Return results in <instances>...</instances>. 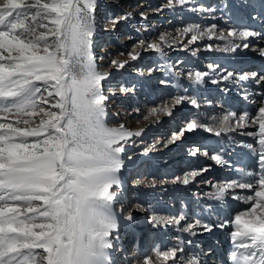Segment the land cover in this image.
<instances>
[{
    "label": "snow or ice",
    "instance_id": "snow-or-ice-1",
    "mask_svg": "<svg viewBox=\"0 0 264 264\" xmlns=\"http://www.w3.org/2000/svg\"><path fill=\"white\" fill-rule=\"evenodd\" d=\"M188 3L169 0L166 7ZM96 6V0H0V264H112L110 252L119 229L113 189L120 187L124 168L121 141L141 132L106 124L109 98L103 94L102 82L109 74L98 71L92 54ZM215 27L206 33L199 32L198 26L183 32L194 33L189 41L194 43L197 32L211 39ZM258 35L236 29L226 36L220 33L217 38L225 46L216 50L248 49L249 38ZM147 47L162 53L158 44ZM259 54L264 57V49ZM129 56L133 61L138 58L135 51ZM126 63L113 61L120 69ZM208 76V72L188 73L196 86ZM251 78L257 79L256 74ZM223 80L234 81L235 74L227 72ZM183 102L200 107L194 98L175 96L149 115L172 117ZM37 116L38 121L31 119ZM233 120L240 126L258 124V131L249 135L259 148L248 147L257 156L260 171L243 172L242 181L219 187L215 198L222 199L227 189L248 190L243 197L247 207L231 222L236 249L231 252V264H264V101L250 123L247 115L236 118L228 113L220 121L221 129ZM201 128L214 131L193 119L174 132L171 140ZM215 134L219 136L220 131ZM212 159L224 163L218 156ZM181 182L188 184L189 177ZM124 219L129 225L135 221L131 213ZM152 220L156 226L175 224L190 235L197 234V227L212 230L199 221L181 226L183 217ZM183 251L180 246L157 249V260L148 257L143 264H200L195 258L184 261Z\"/></svg>",
    "mask_w": 264,
    "mask_h": 264
},
{
    "label": "bare ground",
    "instance_id": "bare-ground-1",
    "mask_svg": "<svg viewBox=\"0 0 264 264\" xmlns=\"http://www.w3.org/2000/svg\"><path fill=\"white\" fill-rule=\"evenodd\" d=\"M165 1L167 2V0H159L158 2L160 6L159 8L163 7V5L166 3ZM241 1L244 2L245 0H205V1L189 0V3L186 6L181 7L177 5L172 8V13L182 9L183 11L180 12L183 13L184 15H181V13L179 12L180 16H178L177 18L179 17L184 18L185 16H187L186 19L180 20L179 18V20L176 21L177 19L175 20V18L172 15H167L169 21L167 22V24L165 23L163 24L162 31H166L167 33L168 32L167 30H169L170 28L173 27V25H175L176 30L172 32L171 36L174 39L176 38L175 40L177 41V43L173 44L172 46L174 48L172 52H163L164 54L160 53L163 56H167L168 53H171V58H173L172 60L173 65L169 63H166L167 65H164L166 66V71H164V73L170 74V80H168V82L169 81L170 82L167 83L168 84L167 90H169L168 94L171 99L174 98L175 96L194 98L198 101L200 107L197 109L194 106H192L190 103L183 102L182 104L176 106L174 116L172 117H168L163 113H160L164 121L161 122V124H158V127H156V125L150 127V130L152 131V133L158 132L160 128L164 126V122H166L165 120L167 118H170L168 120H171L173 118H179L180 116L179 114H182L183 116L186 115L188 118V121L183 123V126H185L191 120L196 119L199 123L205 125L206 128H212L214 129V131L209 132L206 131L205 128H201L198 130H194L191 133H186L184 135L186 136L185 140L188 141L195 140L197 142V147H200V145H202L201 147L204 149V152L207 153L206 154L207 160H204L203 158L193 159L192 157H190L191 159H189V157L185 156L186 155L185 153H177L176 155H172L177 151H179L178 148L180 146L173 148L172 147L173 143L172 144L167 143L169 142V140L166 141L167 138H165L166 141L164 142L165 144L164 143L161 144L160 146L161 148L157 150L162 151L164 150V148L165 149L168 148V152L165 154L161 153L160 155H157L158 157L156 156L154 157L153 155L155 151H153L152 153L151 150L155 146H157L158 143L164 141V139L163 138L161 139L158 136V140L157 139L155 141L152 140L151 142L150 135H148L145 140L147 143L146 147L147 148L150 147L149 150H146L145 152L144 151L138 152L137 149L135 151L132 150L129 152L128 161L122 158L124 163H128V162L131 163L132 161H136L139 162L140 163L139 166H141V164H143L144 161L141 162L140 160L143 158V155L146 154L151 158L147 160L146 158L147 156H146L145 160L149 164L151 163V161L153 163H151L150 165L152 166V168L151 167L150 169L144 168L143 170H139L135 172V173H140V177H139L140 182L137 184L138 186L137 185L134 186V189L132 188L129 190V192H131L130 193L131 195L125 198L126 199L125 210L121 211L119 209H114V211L117 214L118 223H120L119 228L122 231V234H125L128 237L125 244L124 241L126 237L120 239L119 251H117V253H119L118 254L119 256L121 255L123 256V254H125V259L131 257L128 260H122V258H120V261L118 260L116 264H143V261L148 257H151L153 260H157L155 256V250L159 249L165 251L176 246H180L184 249L183 251L184 261L190 260L191 256L194 255L196 256V258L203 257L206 259L207 262H213L215 255L214 249L216 247H224L226 243L233 242L231 232L234 231L235 225H233L231 222L233 221L234 217L237 215L239 211L247 207V205H245L243 202H239L240 199L239 200L237 199L236 201L235 197H240L242 199V197L247 196L249 192L246 189L242 190L239 188L227 189L222 199H216L215 194L217 193L218 188L221 186L234 183L237 181H242L244 179L242 175L243 171L259 173L260 170H259V165L257 163V156L253 155L252 150H249L248 147V145H252L253 148H257V149L259 148V145L256 143V139H254L252 135H249V133L257 132L259 126L258 124L252 126H240L237 124L236 120H233L230 126H225L222 130L220 126V121L228 113H234V114L237 113L235 114V116L236 118H238V116L241 115L240 114L241 108L240 106H238V101H240V104L245 102L252 107V114L250 116L247 115L249 117V123H250L251 118L255 117L258 114V109L261 106L262 101H264V81L257 82L258 79L250 80L249 85L247 86L248 90L243 95L244 100L243 101L239 100V97H241L239 95H241V93L238 92L236 89L237 86L236 74L234 81L223 80V76L226 75L227 72L235 73L233 70L234 68L227 66L225 63L228 61L230 56L226 52L216 50L217 48H223L225 46V41L217 38V36L220 33H223L226 36L227 32L230 31L229 29L231 27L235 28L237 31L249 30V27L246 26V24L248 21H250L252 23L251 24L252 30L250 31L260 33L261 35V36L258 35L249 38L248 41L249 45L250 43H252V46L249 47H251V50L255 51V53L251 54L250 48H248L245 51H243V49H238L239 51H237L236 56L252 57V59L249 60H252L251 62L258 67V70L261 71L257 77H264V57H261L259 54V50L264 49V26L262 27V29H257L254 27V23L256 24L254 16L259 15L260 13H264V11L263 12L258 11L260 8L264 7V0H249L250 8H247L248 13L239 11L241 9V4H240ZM193 9L196 10L194 11ZM249 13L251 14L250 19L242 18V17H247V14ZM258 20L259 18H257V21ZM179 24L182 25V28L180 29H178ZM232 24H236V25L233 26ZM213 25H215L216 27L213 30L215 34L212 36L211 39L207 34H205L204 36H199V32L206 33V30L211 28ZM194 26L199 27V32L196 33L198 35V39L194 43H189V41L191 40V36L194 33L192 32L184 33L183 30ZM228 39L232 40L233 38L228 37ZM185 41L187 42L184 44ZM185 48L186 50H184ZM162 59H163V63L166 62L167 60V59L164 60V58ZM223 59H227V61ZM234 59L237 60V58ZM203 62L205 64L202 65ZM209 65H213L215 67L209 69L207 67ZM196 71L208 72L209 74H211L212 79H205L206 83L204 82L202 85L196 86L188 78L189 72H196ZM213 80L218 81L220 87L223 88L222 91H227V93H230L231 96L226 97V95L224 93L222 94L220 90L210 91V89L207 88L209 87L207 86V84H211ZM131 81L134 84L138 83V80L135 78L132 79ZM119 90L122 91L121 89ZM169 96L166 97L168 98ZM153 98L154 96L148 97L149 100L146 99L147 104L155 105L157 101L161 99V97H156L154 98L153 101H150ZM208 102H212V106H210L211 103L208 104ZM160 106L159 104H156L155 108H158ZM228 106H231V109H228ZM151 110L152 109L140 112L142 119H144L141 122L142 125L147 126L150 123V121H152L151 118L156 119L154 115H149ZM135 114H139V113H135ZM122 120L123 118H121V121ZM131 123H132V119L127 117L125 119V124H124L126 126L125 127L126 130H129V124ZM166 124L164 127H166ZM216 131H220L219 136L215 134ZM189 137L191 139H188ZM134 140L135 138L121 141V146H123L124 143L135 144L133 143ZM184 142L182 143L184 144ZM193 147H195V145H193ZM169 155L172 156H170L171 158L168 157L167 158L168 162L166 161L165 163H168V165L169 164L170 165L163 169L161 168L159 169V167L156 166L157 159L159 157H164ZM213 156H218L224 163L217 164L216 161L212 159ZM237 158H240L242 160L241 166L238 165L237 163H233L234 160H236ZM172 159H174L175 162L178 161L179 159H182L183 165L180 167L177 166V169L172 170L171 166L173 168L175 167L174 165H172L173 162ZM169 160H171L172 162H170ZM178 164L179 163H177V165ZM198 165H200V167H198ZM201 165L203 170H206V172H203V174L199 173L200 174L199 178H202L209 173H213L211 177H215L218 166L227 165V167H223L221 169V175H220L221 183L212 182V184H210L209 186H207V184L206 186L203 184L205 186V189H201L199 187V184H197L196 182L188 183L185 186L183 185L180 186L179 185L181 184L179 183L180 181H178V184H175L176 179L180 180L181 178L180 176H182V172L184 169L186 170V168H188L189 169L188 174H189L194 169L202 170ZM246 165H248V167L244 168V166ZM237 169L239 171L242 170V172L238 173L239 179L237 181H233L231 179V175H227V174L230 172H234V170ZM130 173L125 174L121 178L125 179L128 176L134 175L133 173L131 174ZM169 178H175V179L171 180ZM247 179L252 180L253 178L249 177ZM161 187L162 189L164 188L162 190L163 193L160 189ZM120 189H121V185L118 188V191H120ZM175 189L177 191H175ZM193 189L195 190L196 193L200 191L199 194H205V196L200 195L198 196L197 199L188 196V201L186 202L187 211L183 210L182 208H179L181 205L178 208L175 207L174 199L175 198L181 199V195H183L182 193L179 194L180 190L181 192L183 193L185 192V194L188 195L189 191ZM113 190L115 191V186ZM117 194L118 193H116V197ZM206 194H210V195H206ZM131 199H133L134 201L128 202V200ZM169 204H171V206ZM195 205H197L196 208H194ZM227 209L231 212V215L227 220L221 219V216L219 214H216V212H219L220 210H227ZM129 213H131L135 217V222L133 223L136 222L140 223L141 228L135 229L134 227L131 228L129 227V229H127L128 223L122 225L121 223L122 218L126 217ZM139 213L141 214L140 216ZM140 217L143 218L140 219ZM153 217H156L157 219L165 218L169 221H173L175 219L183 217V220L181 221V226L188 224H195L197 221H199L200 224L203 225V222L209 221L210 223L218 226L221 229L218 232L214 231L215 232L214 235L206 234L204 238H200V236H192L187 232L180 231L179 230L180 226H176L175 224L173 225L172 223H169L166 226L161 225L159 229V226H156L153 223L152 220ZM220 225H224V227H220ZM195 231L196 233L202 235L203 233L207 232L204 231L202 227H197ZM155 232L156 234H158L159 237L155 241V243H153V238L151 240V237ZM239 239L240 238L238 237L237 241H239ZM150 240L153 243V252L149 253V251L146 250V247L149 248V245H151ZM181 241H183V243H181ZM209 241L213 242V244L211 243L208 245ZM113 243H116L115 239L113 240ZM200 247L203 248L202 249L203 253H200L199 250ZM127 248L128 250H126ZM143 248L145 251L142 250ZM125 250L127 252H125ZM111 253L112 250L110 252V255L113 256V254ZM111 260L114 261V259ZM157 264H160V261H157Z\"/></svg>",
    "mask_w": 264,
    "mask_h": 264
},
{
    "label": "rangeland",
    "instance_id": "rangeland-1",
    "mask_svg": "<svg viewBox=\"0 0 264 264\" xmlns=\"http://www.w3.org/2000/svg\"><path fill=\"white\" fill-rule=\"evenodd\" d=\"M158 2L159 0H96L97 6L93 14L94 15V35L92 37V40H93L92 54L95 59L98 71L101 73L109 74L108 79L102 82L103 94L105 96H108L109 98L108 101L106 102L107 103L106 124L110 128H119L121 125H123L125 128L126 127L124 125L125 119L129 117L132 119V123L129 124V131L141 132L140 136H132V137L127 138L128 140L135 138V140L133 141V143L135 144H128V143L123 144L122 146L123 151L121 153V157L124 158V160L126 161L129 160L130 151L132 150L135 151L137 149L138 152H143V151L145 152L146 150L150 149V147L148 148L146 147L147 143L145 141L148 135H150L151 142L152 140L154 141L156 139L158 140V136L161 139L162 138L164 139V141H161L160 143H158L157 146H155L151 150L152 153L153 151H155L153 155L154 157L155 156L158 157L157 155H160L162 153L163 150L160 151L157 149L161 148L160 147L161 144L169 140V142L167 143L169 144L173 143L172 144L173 148H175L176 146L181 147V150L179 147L178 148L179 151H177L176 153L172 155H176L177 153H185L186 155L185 154L184 155L189 157V159H191L190 157H192L193 159L203 158L204 160H207L206 159L207 156L205 154L206 152H204V149L201 147L202 145H200V147H197V142L195 140H190V141L185 140L186 136L181 137L175 142H172L171 140L172 134L174 132H178L182 127H184L183 123L188 121V118L186 115L183 116L182 114H179L180 115L179 118H173L171 120H168L170 118H167L165 120L166 122H164V126L167 123L166 127L163 126L160 128L158 132H154V133H152V131L150 130V127H153L154 125L158 127V124H161V122L164 121L160 114L158 116L154 115L156 119L151 118V120L154 122L150 121V123L147 126H144L141 124L142 120L144 119H142L140 112L153 109L155 108L156 104H159L160 106L171 100L168 94L169 90H167V86H168L167 83L170 82V81L168 82V80H170V74L164 73V71H166V66H164V65H167L166 63L173 65L172 63L173 58H171V53H168L169 55L167 54V56H163L160 54L161 52L154 51L152 48H149L147 46L150 44H158L160 45L162 49V54H164L163 52H172L174 49L172 46L173 44H176L177 41L175 40L176 38L175 39L172 38L171 34L172 32L176 30V26L173 25L172 28L167 30L168 31L167 33L166 31H162L163 30L162 26L164 23L167 24V22L169 21V18L167 17V15H172L175 18V20L177 19L176 21H178L179 18L180 20H184L187 18V16H185L184 18L183 17L177 18L178 16H180L179 12L183 10L181 9L179 11H175L172 13L173 7L172 8L166 7L169 0H167V2L165 1L166 3L163 5L162 8H159L160 6ZM181 15H184V14L181 13ZM113 21H116V23H113ZM180 28H182L181 24H179L178 29ZM39 31H43V29H40ZM162 37L164 38L163 41L161 40ZM186 42L187 41H185L184 44ZM250 46H252V43H250ZM186 48L184 50H186ZM249 48L251 50V47ZM245 50L247 49H243V51ZM134 51L136 54H138V58L135 61L131 60L129 56V54L133 53ZM253 53H255V51L251 50V54ZM4 55H7V53H4ZM162 58H164V60L167 59L166 62L163 63ZM113 61H116L117 64L123 63L125 61H127V63L123 69H120L118 68L117 65L113 64ZM203 64L205 63L203 62L202 65ZM207 67L209 68V66ZM134 78L138 80V83L134 84L131 81ZM257 79H259V77H257ZM161 81H164V83H161ZM211 85L212 84H207V86H209L207 88L211 89L212 88ZM214 88L215 90L219 89V85L216 87H213V91H214ZM119 89H125L127 91H120ZM146 91L152 92L154 98L161 97V99H159L155 105L147 104V100L149 99L146 95ZM166 96H169V97L167 98ZM154 98L150 101H153ZM208 104L212 106V102H208ZM44 107H49V106L44 105ZM50 110L58 111L57 109H50ZM135 113H139L140 115L135 114ZM39 118L40 117L37 116L31 119L34 121H38ZM121 118H123L122 121H121ZM20 127H24V125L21 124ZM165 138H167L166 141H165ZM30 139H34V138H30ZM188 139H191V138L189 137ZM182 142H184V144ZM177 144H180V145H177ZM193 145H195V147H193ZM196 149H199V151L196 152L195 155H193V152ZM172 155L159 157L156 161V164H157L156 166H158L159 169L165 168L166 165H168V163H165L166 161L168 162L167 158ZM145 157L147 158V160L151 158L150 156L144 154L142 158L143 160L142 159L140 160L141 162L144 161L143 164H141V166H139L140 163L136 161H132L131 163L129 162L124 163V168L122 169L120 173V180L121 181L123 180L120 184L121 189L120 191H118V188H115V192L118 194H117L115 201L113 202L114 209H119L121 211L125 210V206H126L125 198L131 195L130 194L131 192H129V190L132 188L134 189V186H136L140 182L139 181L140 173H135V172L139 170H143L144 168L145 169H150V167L152 168V166L150 165L153 162L151 161V163L149 164L145 160L146 159ZM169 161L171 162V160ZM182 165L183 164H182V159H181L177 166L180 167ZM177 166H175L174 168L171 166V169L172 170L177 169ZM198 167H200V165H198ZM223 167H227V165L218 166L215 177H211L213 173H209V174H206L202 178H199L200 174H203V172H206V170H203L202 165H201L202 170H199V169L198 170L194 169L192 171L190 170L191 173L193 172L198 173L195 177H192L190 175L191 173L188 174L189 169L186 168V170L185 169L183 170L182 176H180L181 177L180 180L176 179L175 184H178V181H180L179 183L181 184L179 185L185 186L186 184L182 183L181 181L187 176L189 177V183L196 182L197 184H199V187L201 189H205L206 184L207 186H209L210 184H212V182L221 183L220 175H221V169ZM130 172L133 173L134 175L128 176L125 179L121 178L122 176H124L125 174H129ZM169 179L173 180L175 178H169ZM160 189L162 191L164 188L162 189L161 187ZM175 191L177 190L175 189ZM199 192L200 191L196 193L195 190L193 189L189 191V194L187 195L185 194V192L183 193L180 190L179 194L182 193L183 195H181V199L180 198L174 199L175 207L178 208L180 205H181L180 207H183V208L187 207L186 202L188 201V196L191 198L193 197L194 199H197L198 196L200 195L205 196V194H199ZM206 195H210V194H206ZM131 201H134V200L133 199L128 200V202H131ZM239 202H243V197L242 199L239 200ZM169 205L171 206V204ZM140 215L141 214L139 213V216ZM141 218L143 217H140V219ZM121 223L122 225H124V224H127L128 222L123 217ZM119 227H120V223H119ZM129 227L130 228L134 227L135 229L136 228L138 229V228H141V224L136 222V223H132L131 225H129L128 223L127 229H129ZM160 227L161 226H159V229ZM201 235L202 234L197 233L196 235H192V236H201ZM123 237H126L124 241V244H125L128 237L125 234H122V231L119 228L118 229V239H115V242H116L114 243L115 247L112 249V253H111L113 254V256L111 255V259H114V261H112V264H116L118 260L120 261V258H122V260H127L125 259V254H123V256L122 255L119 256L118 255L119 253H117V251H119L120 239H122ZM158 237L159 236L158 234H156V232L152 235L151 240L153 238V243L156 241L155 239H158ZM151 240H150L151 245H149V248L146 247V250L149 251V253L153 252V243ZM126 250H128V248ZM126 250L125 252H127ZM142 250H144V248ZM121 251H122V248H121Z\"/></svg>",
    "mask_w": 264,
    "mask_h": 264
}]
</instances>
